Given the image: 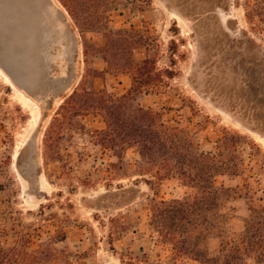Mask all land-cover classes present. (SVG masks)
Here are the masks:
<instances>
[{
	"label": "rangeland",
	"instance_id": "374dc122",
	"mask_svg": "<svg viewBox=\"0 0 264 264\" xmlns=\"http://www.w3.org/2000/svg\"><path fill=\"white\" fill-rule=\"evenodd\" d=\"M95 1L79 0L81 33L56 0L70 23L53 19L55 31L75 33L80 55L77 80L49 117L42 121L0 68V264H201L176 256L151 227L153 203L185 196L180 181L148 174L134 148L102 147L100 114L60 109L77 89L121 97L132 87L128 74L103 60L110 29L96 17L105 1L118 9L109 13L111 30L140 34L115 36L110 62H156L158 86L137 95L143 107L168 108L169 126L188 131L203 151L228 133L243 137L236 153L241 176L216 181L237 192L221 209L224 232L204 244L213 256L223 251L222 264H264V31L245 16L246 3L256 0ZM54 41L51 76L58 79L71 62ZM255 220L261 234L254 252L229 243Z\"/></svg>",
	"mask_w": 264,
	"mask_h": 264
},
{
	"label": "trees",
	"instance_id": "16d2710c",
	"mask_svg": "<svg viewBox=\"0 0 264 264\" xmlns=\"http://www.w3.org/2000/svg\"><path fill=\"white\" fill-rule=\"evenodd\" d=\"M58 1L67 9L82 33L80 10L83 4L79 5V0H70L76 3L72 7L69 0ZM97 2L98 0L95 4ZM109 6L111 5L106 1L103 6L97 4L104 12L96 17V21L110 29L109 44L103 49V60L116 70L128 74L132 79V87L121 97H113L94 88L77 89L60 109L69 113L80 108L87 113L92 110L100 114L106 125L105 129L96 131L102 147L112 151L118 148H134L140 162L147 167L148 174L161 181L177 178L186 189L185 196L181 199L155 202L151 206V227L155 235L160 240H167L177 251L176 256H186L184 258L201 264H222L225 260L223 251L220 255L213 256L204 243L213 232H224L222 225L225 216L221 214V209L232 198L231 193L237 192L233 188L217 186L216 181L218 177L241 176L236 153L243 137L228 133L223 140L215 143L212 151H203L201 143L188 131L169 126L165 119L168 108L155 110L143 107L138 102L137 95H150L148 92L151 91H142L158 86L160 78L156 62L150 59L133 62L130 59L128 63H119L117 55H113V61L117 62H110L109 54L114 51L115 36L140 34L135 31L111 30L109 13L118 9ZM245 12L249 25L253 29L264 31V0L246 3ZM133 52L134 49L132 56ZM96 74L95 78L102 77L101 73ZM262 201L258 199V202ZM251 208L253 210L252 205ZM252 212L257 214L256 210ZM256 220L238 242H228L247 247L249 252H254L258 248L256 240L261 234L260 229L256 228ZM241 246L234 248L241 253Z\"/></svg>",
	"mask_w": 264,
	"mask_h": 264
},
{
	"label": "water",
	"instance_id": "95a60500",
	"mask_svg": "<svg viewBox=\"0 0 264 264\" xmlns=\"http://www.w3.org/2000/svg\"><path fill=\"white\" fill-rule=\"evenodd\" d=\"M53 19L67 24L68 16L60 13L53 0H0V68L11 82L25 91L30 97L42 103L45 109H51L55 101L68 93L77 77L75 68L79 60L80 48L75 43V33L67 28L59 38L66 48L71 69L62 78H53L52 54H45L47 63L43 65L41 50L44 43L41 38L45 31V19ZM48 27L49 24H48ZM26 53L21 56L20 48ZM38 131L31 142L37 138ZM29 175L26 174L25 178Z\"/></svg>",
	"mask_w": 264,
	"mask_h": 264
},
{
	"label": "bare ground",
	"instance_id": "6f19581e",
	"mask_svg": "<svg viewBox=\"0 0 264 264\" xmlns=\"http://www.w3.org/2000/svg\"><path fill=\"white\" fill-rule=\"evenodd\" d=\"M53 2H54V5H55V8L60 12V13H62L63 15H66V13L64 12V10H62L61 8H60V6L57 4V2H56V0H53ZM68 19V18H67ZM46 21H45V31L42 33V31H41V38H42V41H43V43H44V49H42L41 50V52H42V55H41V57L43 58L42 60H40V61H43L44 63H43V65L44 64H46L47 63V57L45 56V54H46V52L48 51V50H50L51 49V47L53 46L52 44L53 43H55V41L53 42V40H56V38L58 37L59 38V36H60V34H62V30H63V28H62V30L60 31H58V30H56L55 31V25H54V22H52V20L51 19H45ZM68 24L70 23V21L68 20V22H67ZM48 24H49V26L50 27H48ZM61 26H62V22H61ZM61 39H62V37L61 38H59V40L61 41ZM23 53H26V51H24V49H22V47L20 48V54H21V56L23 55ZM2 70V69H1ZM2 73L6 76V78H7V80L9 81V82H11V80L9 79V77L6 75V73L2 70ZM11 85L13 86V88H15V89H17L27 100H29V102H32V103H34L36 106H37V108L39 109V111H40V116L39 117H41L42 118V116H44V115H47V113H48V117H49V115H50V113L52 112V110L51 111H49V109H45V107L43 106V104L42 103H39L37 100H35V99H33L32 97H30L25 91H23V90H21V89H19V88H17L12 82H11ZM58 100L59 99H57L56 101H55V104H54V106L51 108V109H54L56 106H57V104H58ZM36 108V109H37ZM48 117H47V119H48ZM45 119V118H44ZM43 118H42V121L44 120ZM46 119V120H47Z\"/></svg>",
	"mask_w": 264,
	"mask_h": 264
}]
</instances>
